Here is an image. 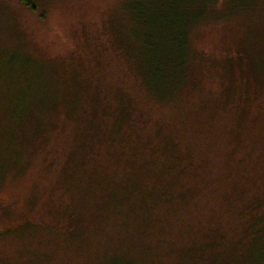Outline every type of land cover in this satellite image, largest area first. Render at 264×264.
<instances>
[{
  "label": "rangeland",
  "instance_id": "374dc122",
  "mask_svg": "<svg viewBox=\"0 0 264 264\" xmlns=\"http://www.w3.org/2000/svg\"><path fill=\"white\" fill-rule=\"evenodd\" d=\"M145 1L0 0V264L262 263L264 0Z\"/></svg>",
  "mask_w": 264,
  "mask_h": 264
},
{
  "label": "trees",
  "instance_id": "16d2710c",
  "mask_svg": "<svg viewBox=\"0 0 264 264\" xmlns=\"http://www.w3.org/2000/svg\"><path fill=\"white\" fill-rule=\"evenodd\" d=\"M218 0H188L187 5L193 4L195 2L201 3V5H208L210 3H215ZM20 2H22L26 7L34 9V0H20ZM148 1L145 0H138V2L134 1V0H129L128 4H127V11L129 14V21H131L134 24H139L141 23L142 25H147L148 27H153L157 22H155V20H152L153 17H155L156 15V11L150 9V8H145V4H147ZM149 7V6H146ZM177 34H172L169 38H167V44H178L179 42L181 43V47H185V39L178 37V41H174V37ZM179 39H181V41H179ZM178 48V47H177ZM180 49V48H178ZM158 52H160L159 48L157 50ZM182 51L181 50H177L176 52V56L177 58L173 59H169V63H175L178 61H181L183 59L182 56ZM178 72H172L171 75H164V81H168V80H173V79H177L178 78ZM258 230H262L261 225L258 227ZM260 260L262 261V263L260 264H264V258L260 257ZM251 263V262H250ZM257 264V263H256Z\"/></svg>",
  "mask_w": 264,
  "mask_h": 264
}]
</instances>
